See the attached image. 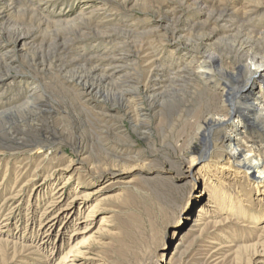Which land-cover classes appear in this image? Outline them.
Here are the masks:
<instances>
[{
	"label": "rangeland",
	"instance_id": "374dc122",
	"mask_svg": "<svg viewBox=\"0 0 264 264\" xmlns=\"http://www.w3.org/2000/svg\"><path fill=\"white\" fill-rule=\"evenodd\" d=\"M248 6L254 11L245 16L240 8ZM263 30L264 0H0V224L11 220L4 232L0 225V264L60 262L63 255L47 262L49 247L31 243L41 211L32 219L27 209L69 178V191L100 192L98 220L110 218L86 243L90 258L160 264L166 254L163 264H250L264 250L260 192L247 177L220 170L221 152L206 183L183 178L192 166L191 124L216 105L196 72L188 82L171 78L184 59L211 56L218 73L238 66L239 49L264 57ZM253 137L245 140L264 143V134ZM203 192L211 214L181 232Z\"/></svg>",
	"mask_w": 264,
	"mask_h": 264
},
{
	"label": "bare ground",
	"instance_id": "6f19581e",
	"mask_svg": "<svg viewBox=\"0 0 264 264\" xmlns=\"http://www.w3.org/2000/svg\"><path fill=\"white\" fill-rule=\"evenodd\" d=\"M30 1L35 2L36 0ZM240 9L244 11L243 15L245 16L254 11L252 10L254 7L249 6ZM260 36L261 38L257 42L264 50V30L260 33ZM238 52L239 59L242 60L238 62V66L236 64L228 68L221 67L218 73L214 70L215 59L211 56H202L198 58L199 60L196 63L187 62L188 59H184L183 62H178L173 67L172 82L180 83L181 80L188 82L187 79H190V73L196 72L203 87L213 93V100L216 105L214 107L211 105L213 109L209 108L210 115L208 117L195 120L191 124L193 135L189 139L193 148L189 155L192 158V166L185 167L181 175L190 182L206 183L211 166H216V163H211V158L221 152V156L225 160L221 162L220 170L222 169L224 173H226L225 171L232 172L236 177H247L251 184L253 183L258 188L261 196L260 200L264 203V154L261 153L262 150L260 149L264 146V143L258 141V139L254 142L245 140L248 136L251 139L254 138L253 135L264 134V57L252 55L250 48L239 49ZM187 76L189 77L187 78ZM232 76L235 79L234 82L227 80V77ZM33 95L34 92H28L23 98L28 105L30 103L28 101L34 97ZM224 130H228L231 135L224 136ZM219 141L226 145L219 147L217 145ZM198 142L203 143L205 146L203 153H199L198 149L195 148ZM198 154L200 156H197ZM67 172H69V169L58 170L51 177L54 178L58 175L61 177ZM253 172H256L258 176L253 178ZM205 177L207 178L205 179ZM69 180L70 178L67 182L58 186L52 192L50 198L45 199L37 196L36 199L29 201L31 207L27 209V214L32 219L35 214L41 211L38 221V238L31 243L36 244L38 248L45 249V247H49L48 250L51 252L48 257L46 256L47 262L54 261V258H57L58 255H63L60 262H64V264H88L90 260H94V264H103L102 260L87 256L93 254V249L86 244L94 239L103 227L107 226L110 219L109 216H104L98 220L99 204L96 202L100 192L95 190L86 194H79L77 191H69ZM47 186L48 183L45 180L35 189L36 191L41 189L40 195ZM204 195L206 194L203 192L191 201L187 217L183 221L184 223L181 224V232L186 231L190 220L200 221L204 215L211 214V211L207 209V204L203 203L206 200ZM197 205L201 209L195 212V206ZM13 208L20 209V207L14 205ZM260 219L262 220L261 217ZM9 221L11 220L8 218L5 223L0 224L2 227L1 232H4L3 229L10 227L11 222L9 223ZM59 224L61 225L55 231V226ZM68 232L71 234L67 236ZM79 237L85 239L78 242ZM18 245L24 247V244ZM165 255L163 254L160 264H163ZM250 262V264H264V250L254 252L251 255Z\"/></svg>",
	"mask_w": 264,
	"mask_h": 264
}]
</instances>
